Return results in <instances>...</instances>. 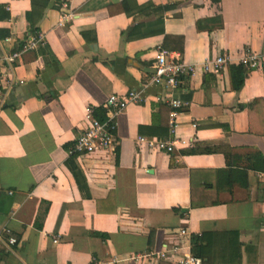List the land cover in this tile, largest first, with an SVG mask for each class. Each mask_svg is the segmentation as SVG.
<instances>
[{
	"label": "crops",
	"instance_id": "obj_1",
	"mask_svg": "<svg viewBox=\"0 0 264 264\" xmlns=\"http://www.w3.org/2000/svg\"><path fill=\"white\" fill-rule=\"evenodd\" d=\"M61 1L72 13L62 25ZM120 1L49 0L37 22L41 43L7 63L26 39L31 4L0 0V264H176L177 256L155 252L180 227L187 234L179 254L202 234L200 264H264V172L247 166L264 155V134L248 130L250 122L264 131V108L245 106L264 100V68L249 70L237 91L227 73L245 49L264 59V0H127L129 15ZM144 4L172 5L163 34L123 40L122 30L152 19L149 8L138 9ZM157 46L194 64L171 92L185 106L174 116L170 153L148 145L169 117L157 108L167 91L149 81ZM220 54L228 60L214 71ZM130 90L138 98L115 119V156L90 155L79 166L90 194L82 198L64 146L83 127L86 107ZM197 146L213 151L184 152ZM170 157L179 165L169 166Z\"/></svg>",
	"mask_w": 264,
	"mask_h": 264
},
{
	"label": "built area",
	"instance_id": "obj_2",
	"mask_svg": "<svg viewBox=\"0 0 264 264\" xmlns=\"http://www.w3.org/2000/svg\"><path fill=\"white\" fill-rule=\"evenodd\" d=\"M59 8L61 13L58 24L62 25L67 19L71 18L72 13L65 1L59 3ZM40 39L41 37L39 34L36 39L33 36L28 35L23 46L6 55L3 58L4 61L7 63L13 62L20 53L27 49H31ZM227 60L228 59L225 55L220 54L215 57L211 63L205 61L202 64V68L207 70L210 63L213 70L216 71L221 68ZM237 64L245 66L248 70L264 68V59L248 49H245L237 58ZM151 69L152 73L149 81L161 87L168 93L164 102L170 107L168 114V132L169 134H172L174 128V116L179 112L178 109L185 106V102H183L178 96L172 95L171 92L179 87L185 77H189L192 74L194 64L186 63L180 59L177 53H173L161 46H157L154 50ZM4 91L5 87L0 86V100L3 97ZM137 98L138 94L133 90L128 91L124 97L109 94L103 104L104 119L102 121H99L93 116L92 107H86L83 117V127L67 150L68 154L75 155V161L78 167H83V159L90 157V155L98 154L102 161H107L109 158L115 156L117 151L115 119L119 112L128 103L135 101ZM136 140L138 142L147 141L144 137L140 136L137 137ZM148 145L165 153H170L173 149V141L169 137L166 139L153 137L148 141ZM186 234L185 229L180 227L175 233L176 238L162 243L159 250L155 252V255L163 260H169L171 257L177 256L176 264H200V259L193 256L188 251L179 254L181 248L180 241L186 236ZM5 242L11 245L15 243V238L7 237ZM90 264H104V262L92 259Z\"/></svg>",
	"mask_w": 264,
	"mask_h": 264
},
{
	"label": "trees",
	"instance_id": "obj_3",
	"mask_svg": "<svg viewBox=\"0 0 264 264\" xmlns=\"http://www.w3.org/2000/svg\"><path fill=\"white\" fill-rule=\"evenodd\" d=\"M214 2H218V0H212ZM127 0H121L120 5L122 7L121 12H124L126 15L130 14L129 9L126 6ZM31 8L28 12L25 13V19L27 21V28H26V34L33 36L35 39L37 38L38 35V27H37V22L38 20L42 17L43 11L47 6H49V0H30ZM52 7H58L56 4H52ZM172 5H152V4H144L140 7H138L139 10H142L144 8H149L150 15L153 16L151 20H148L147 22L143 23V25H134L131 27H128L125 30H122L120 32V35L122 36L123 40L128 41V40H133L137 38H143L147 36H153V35H158V34H163V27H162V22H163V12L171 8ZM213 22H216L215 18H212ZM197 27H198V21L196 22ZM218 25H221L220 20L217 21ZM26 35V36H27ZM26 36L24 38H26ZM165 37V35H164ZM41 43V39L39 40ZM24 44V40L18 41L14 47V50L20 49ZM43 60L46 63V57L45 54L43 53ZM249 70L240 64L237 65H228L227 66V73H228V80H229V87L233 91H237L243 84V80ZM248 113L252 111V109H259L260 107L264 108V100L262 98H254L251 100V102L247 103L246 105ZM158 108V115H164V117H167L170 111V107L165 103L161 102L157 105ZM179 111H183L184 108L178 109ZM92 113L93 116L96 117L99 121H102L104 119V108L102 107H92ZM164 120V119H163ZM140 128V127H139ZM156 132L154 136L159 139H166L169 137V132H168V125L165 121L159 122L156 125ZM248 130L250 132H253L255 134H264L263 132H259L255 130L251 125L250 122H248ZM72 142L69 145H65L64 147L68 150L69 147L71 146ZM213 149L207 146L203 147H193L185 150L184 152L188 154H194V153H209L212 152ZM255 162H252L251 164L247 165L249 168L255 169V170H260L264 172V155L256 154V158L254 159ZM64 166L67 168L69 173L71 174L73 181L76 185V188L82 198H89L90 194L88 191V187L85 181V178L78 167L76 161H75V155L74 154H68L67 158L63 162ZM178 163H175L173 161V158H169V166H178ZM110 195L107 193L104 199H106ZM97 201L95 200V205ZM46 206L47 203L43 202V211L40 214H37L35 217L34 221V226L37 229L41 228V222L43 215L45 214L46 211ZM96 211H99L98 206L96 205ZM114 209H112L113 212ZM94 236H97L101 239H104L106 234L99 233V232H92ZM7 237V236H5ZM203 238L202 234L200 235H191L189 238V252L193 255L196 256L200 259V261H205V257L200 252L201 244H202Z\"/></svg>",
	"mask_w": 264,
	"mask_h": 264
}]
</instances>
